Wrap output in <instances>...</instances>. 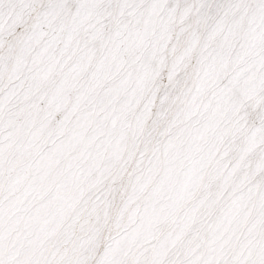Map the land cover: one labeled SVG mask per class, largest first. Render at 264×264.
<instances>
[{"label": "snow or ice", "instance_id": "obj_1", "mask_svg": "<svg viewBox=\"0 0 264 264\" xmlns=\"http://www.w3.org/2000/svg\"><path fill=\"white\" fill-rule=\"evenodd\" d=\"M0 264H264V0H0Z\"/></svg>", "mask_w": 264, "mask_h": 264}]
</instances>
